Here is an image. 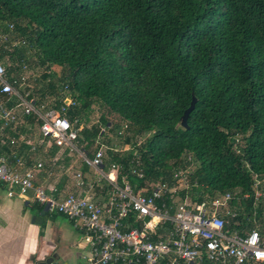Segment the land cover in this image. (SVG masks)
Listing matches in <instances>:
<instances>
[{"label": "trees", "instance_id": "obj_1", "mask_svg": "<svg viewBox=\"0 0 264 264\" xmlns=\"http://www.w3.org/2000/svg\"><path fill=\"white\" fill-rule=\"evenodd\" d=\"M10 24L27 47L9 54L0 48V60L16 64L31 53L44 70L40 99L55 96L56 85L66 87L77 105L68 109L70 122L78 125L96 104L127 123L123 142L132 149L107 152L120 179L135 189L147 180L172 184L190 154L194 191L248 194L237 220L259 222L263 208L253 209V183L263 188L264 0H0L6 36ZM14 66L7 72L16 77L22 65ZM53 67L61 70L57 82ZM193 96L183 130L179 122ZM110 124L101 117L82 128L84 150ZM22 147L13 149L18 157ZM49 151L51 158L58 154ZM134 152L141 180L130 173ZM32 155L24 158L28 164L37 161Z\"/></svg>", "mask_w": 264, "mask_h": 264}, {"label": "built area", "instance_id": "obj_2", "mask_svg": "<svg viewBox=\"0 0 264 264\" xmlns=\"http://www.w3.org/2000/svg\"><path fill=\"white\" fill-rule=\"evenodd\" d=\"M8 29L14 34L12 24ZM7 37L0 33V48L5 52L24 44L21 39L6 47ZM7 69L0 60V184L9 198L31 193L48 214L65 218L80 231L86 246L81 264H264V185L261 189L259 180L253 183V209L261 206L262 213L259 222L246 219L245 224L237 219L245 209L241 202L248 201L249 195L239 191L211 194L203 187L194 191L198 184L192 178V157L187 163L183 157L171 175L172 184L147 180L135 189L125 177L120 179L119 164L110 163L104 170L107 152L115 153V149L98 144L93 155L78 149L81 129L74 127L77 120L70 122L68 115V109L77 105L66 87L56 85L55 96L45 94L40 99L31 94L35 74L24 77L22 67L15 77ZM27 119L33 120L30 126L25 125ZM22 126H27V136L35 129V143L20 132ZM19 142L28 147L29 154L40 146L44 152L57 149L64 158L77 153L80 166L92 170L93 180H86L79 168L69 164L64 173L76 189L88 192L62 197L54 187L36 185V176L45 165L40 160L28 164L18 157L13 149ZM52 159V164L58 161ZM137 164L130 166V173L141 180Z\"/></svg>", "mask_w": 264, "mask_h": 264}, {"label": "crops", "instance_id": "obj_3", "mask_svg": "<svg viewBox=\"0 0 264 264\" xmlns=\"http://www.w3.org/2000/svg\"><path fill=\"white\" fill-rule=\"evenodd\" d=\"M38 90L39 87L35 88L31 94L36 95ZM25 125L30 126L31 124L26 122ZM27 126H22L20 129L22 134L28 131ZM35 142L36 137L33 136V143ZM24 147H22L23 151L26 152V146ZM2 150L3 148L0 147V151ZM44 154L48 162L53 161L49 150ZM47 174L51 176L50 172ZM36 185L54 187L62 197L69 193L88 192L86 188L76 189L70 177L65 173L56 184L48 185L45 179L41 178L40 182L36 181ZM95 194L103 199L106 198L105 194ZM44 208L43 205L34 201L31 193H28V197L14 195L13 198H9L6 196L3 185L0 184V264H36L51 258L52 264H81L80 255L86 251L82 238L78 241L54 219L60 217L64 220L65 218L55 214L49 215L43 211ZM40 226H42L41 229Z\"/></svg>", "mask_w": 264, "mask_h": 264}, {"label": "rangeland", "instance_id": "obj_4", "mask_svg": "<svg viewBox=\"0 0 264 264\" xmlns=\"http://www.w3.org/2000/svg\"><path fill=\"white\" fill-rule=\"evenodd\" d=\"M0 33H3L2 29L0 30ZM7 39H8V44L6 45V47H9L13 42H15V40H21V39H23L24 44L20 45L19 47L15 48V49H18V48L23 47V46L27 47V41L23 37L18 38L16 36H14L13 34H9ZM28 49H29V46H28ZM13 51H15V50H13ZM27 51L25 53H27ZM29 51H31V50H29ZM31 52H33V51H31ZM29 55H31V53H27L25 55V59L17 62L16 64L10 63V62H5V63H6L7 68H10V67L12 68V66L17 65V64L22 65V67H23L22 72H23L24 77L28 76L29 74H35L36 79L33 83H31V86H33V89H34V88H38L40 86L41 83L38 81L41 77V73H43L44 70L41 67L35 66L33 56L31 57ZM26 59H28L30 61H28ZM14 67H16V66H14ZM60 71L61 70L58 67H53L50 70V72L55 77L54 82H57V80H58L57 78L60 77V75H61ZM30 82L31 81H29L27 83V86L30 85ZM101 117H105L111 123L110 124L111 129L109 130V127H106V128H104L103 126L100 127L99 130L101 132L103 131L102 137L98 136L96 138V140L94 142H92V145H90L87 148L86 152H89L90 155L91 154L93 155L95 153V150H96L95 147L98 144H100L104 147H107L108 149L109 148L115 149V153L118 154L119 156L125 155L127 152H129L132 149L130 144L126 145L123 142L125 136L126 137L130 136V133L125 132V128H126L127 123L122 121L120 119V117H118L114 114L107 113L106 109L104 110V108L100 107L99 105L94 104L91 107V110L88 112V114L80 119V121L78 122V125L74 124V127L77 129H82V128L88 129L91 126L98 125V122L101 119ZM113 125H117V127H114ZM33 132H35V129L32 131L29 130L28 137H26L27 133H24L25 138L27 140H31V142H33V136H34ZM19 134H20V132L18 130V137H19ZM145 138H146V136L139 137V138L134 139L132 142H135V145H139L141 142H143V140ZM18 146L21 147L20 142L18 143ZM18 146H17V148H18ZM77 146H79L78 149H80V150H81V148H84V144L80 143V142L77 144ZM41 149H43L42 146H40V149H37L36 150L37 152L32 155V157L34 159L40 160L45 165L44 170L40 171V173L37 174L36 181L40 182L41 178H43V179H45V181L47 182L48 185L56 184L59 180H61L63 178L64 169L67 167V166H65L66 164H65V160H64L65 154H62L63 151H60L59 153L62 155L60 156L57 154V157H55V159H57L58 161L52 164L51 162H48V159H45L44 151H42ZM21 156L23 158L29 157L27 151L25 152V155L23 154ZM66 157L70 158L69 166H72L73 168H76V169L79 168L80 169L79 172L85 176V179H87L89 181H90V179L93 180L92 170L88 169L87 167L85 169L87 171L82 169L83 165L80 166L81 165V158L77 155V153H74L71 156L67 155ZM183 157L186 158L185 161L187 163V162H189L191 155L185 154V155H183ZM133 159H136L138 161V164L136 166L140 167L141 163L139 162V157L136 155L135 152L133 153ZM109 165H110V157L107 153L106 159L104 160V166H103L104 170H106L107 167H109ZM192 167H194V165ZM46 171L51 173L50 177L46 175L47 174ZM263 183H264V179H263ZM43 188H48V187L43 185ZM54 219L57 222V224H59L63 229L65 228L70 234H72L75 238H77L78 241L81 240V234L79 232H77L76 230H74L72 228V226L65 219L63 220L60 217H56Z\"/></svg>", "mask_w": 264, "mask_h": 264}, {"label": "water", "instance_id": "obj_5", "mask_svg": "<svg viewBox=\"0 0 264 264\" xmlns=\"http://www.w3.org/2000/svg\"><path fill=\"white\" fill-rule=\"evenodd\" d=\"M70 99H72L73 98V96L71 95L70 97H69ZM196 101V99H195V97L193 96L192 98H191V101H190V107L188 108V110H186L185 112H184V114H183V116H182V118H181V120H180V122H179V125H180V128L181 129H186V121H188V118H189V115L191 114V112L193 111V109H194V106H195V102ZM65 104H67V103H65ZM47 209H46V207L44 208V212L46 211ZM36 264H52V258L51 259H45L44 261H42V262H38V263H36Z\"/></svg>", "mask_w": 264, "mask_h": 264}, {"label": "bare ground", "instance_id": "obj_6", "mask_svg": "<svg viewBox=\"0 0 264 264\" xmlns=\"http://www.w3.org/2000/svg\"><path fill=\"white\" fill-rule=\"evenodd\" d=\"M264 202V201H263Z\"/></svg>", "mask_w": 264, "mask_h": 264}]
</instances>
